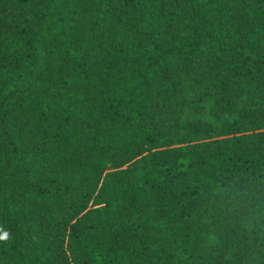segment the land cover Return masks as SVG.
I'll use <instances>...</instances> for the list:
<instances>
[{"label":"trees","instance_id":"obj_1","mask_svg":"<svg viewBox=\"0 0 264 264\" xmlns=\"http://www.w3.org/2000/svg\"><path fill=\"white\" fill-rule=\"evenodd\" d=\"M0 264H264V0H0Z\"/></svg>","mask_w":264,"mask_h":264}]
</instances>
